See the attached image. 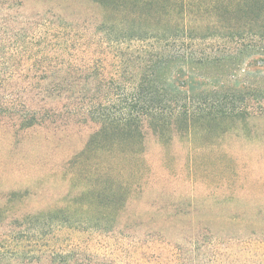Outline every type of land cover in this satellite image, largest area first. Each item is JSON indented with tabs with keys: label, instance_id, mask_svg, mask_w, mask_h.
<instances>
[{
	"label": "trees",
	"instance_id": "16d2710c",
	"mask_svg": "<svg viewBox=\"0 0 264 264\" xmlns=\"http://www.w3.org/2000/svg\"><path fill=\"white\" fill-rule=\"evenodd\" d=\"M105 42L107 71L73 64L82 47ZM259 59L264 0H0V114L29 129L82 120L92 131L75 155L107 154L112 183L88 191L113 217L132 179L152 172L135 143L264 118ZM70 213L57 207L34 221L47 229Z\"/></svg>",
	"mask_w": 264,
	"mask_h": 264
},
{
	"label": "rangeland",
	"instance_id": "374dc122",
	"mask_svg": "<svg viewBox=\"0 0 264 264\" xmlns=\"http://www.w3.org/2000/svg\"><path fill=\"white\" fill-rule=\"evenodd\" d=\"M88 60L107 71V42L82 47L73 64ZM50 120L29 129L0 114V264H264L263 117L238 131L135 143L152 172L132 179L114 217L88 191L112 183L107 154L75 155L92 130ZM57 207L72 220L34 221Z\"/></svg>",
	"mask_w": 264,
	"mask_h": 264
}]
</instances>
